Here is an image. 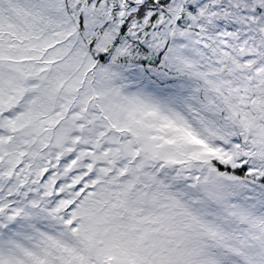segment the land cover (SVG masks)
<instances>
[{"label": "snow or ice", "instance_id": "1", "mask_svg": "<svg viewBox=\"0 0 264 264\" xmlns=\"http://www.w3.org/2000/svg\"><path fill=\"white\" fill-rule=\"evenodd\" d=\"M0 264H264V0H0Z\"/></svg>", "mask_w": 264, "mask_h": 264}]
</instances>
